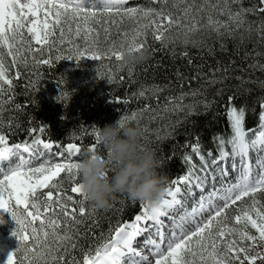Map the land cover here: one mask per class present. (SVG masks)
Wrapping results in <instances>:
<instances>
[{"label": "snow or ice", "instance_id": "1", "mask_svg": "<svg viewBox=\"0 0 264 264\" xmlns=\"http://www.w3.org/2000/svg\"><path fill=\"white\" fill-rule=\"evenodd\" d=\"M150 3L158 7H127L128 0H0V224L5 223L2 214L8 213L16 225L11 235L18 241L4 264H264V200L260 198V194H264V157H259V153L264 152V100L259 104V131H255L254 138L250 139L249 133L254 130L245 129L246 108L234 106L231 103L234 97L229 96L226 114L232 135L227 140L223 136L214 138L218 142L219 155L213 158L211 152L207 154L213 171L209 172L208 160L201 153L197 138L191 150L199 157L202 175L197 174L192 155L186 154L183 159L188 165L187 173L170 182L163 198L154 205L141 201L140 214L131 222L110 229L107 240L95 249L83 251L82 260L74 254L83 247L79 244V226L85 223V218L93 217L97 209L94 204L88 205V197L80 183L76 157L81 153L82 145L71 141L54 144L40 136H35L31 142L11 144L3 131L6 106L14 104L16 111L23 107L15 104L14 93V81L22 75L20 67L30 71L44 65L52 66L51 53L54 50L60 52L61 45H67L64 51L68 55H58L56 61L68 59L79 63L83 58L93 61L115 58L116 67L122 72L128 65L123 62L124 50L133 53L148 50L149 30L153 39L160 42L161 50L177 43L185 48L196 47L197 41L192 37L204 30L218 37L226 33L232 36L246 24L249 33L255 26L260 39L264 40V18L258 25L247 20L249 13L264 14V0H258L250 8L241 6L235 10L233 5H242L243 0H150ZM225 16L226 20L220 18ZM117 18L121 23L125 18L135 20L136 27L130 32H121ZM96 25L103 27V43ZM110 26H116L119 43L116 40L109 43ZM81 40L82 45L77 42ZM221 47H224L223 43ZM172 54L175 55V49ZM182 55L187 56V52ZM6 58H11V64ZM108 67L111 70V66ZM11 69L16 70L14 75ZM132 71L129 68V76ZM42 79L41 76L29 83L38 91ZM115 79V73L107 77L109 82H115ZM56 83L60 92L55 99L66 106L71 93L64 90L62 79ZM209 83H223V79H216L213 73ZM163 90L160 85H153L151 89L142 88L133 95L148 99L151 92L158 99ZM202 95L200 89L181 91L179 97L166 98L164 111L198 115V104H203L207 110L214 101L205 99L189 105L182 101L188 96ZM148 111L155 110L146 105L139 113L121 117L119 126L123 128L125 120H134L138 114L142 117ZM150 119L154 120L156 116ZM13 120L14 117L7 121L9 129ZM180 122L177 120L176 125ZM176 125L171 128L166 125L163 135L158 129L157 139L172 138ZM37 131L43 134L45 127L29 129L30 134ZM86 135L93 138L89 151L95 154L102 145L99 129L93 126ZM72 139L79 141L81 137L73 136ZM229 145L230 152L226 150ZM54 148L62 149L56 153L59 162L41 159L45 152L51 155ZM252 153L257 154L255 165ZM110 156L107 150L108 167L104 176L115 171ZM14 158L17 159L15 164L12 163ZM229 159L232 171L237 173L234 183L227 167L221 166V162L226 163ZM34 160L39 163L34 165ZM210 176L213 190L206 196L202 194L189 210L182 199L181 186L187 185L189 192L197 188L203 193ZM217 178L223 181L219 188L215 187ZM233 208L235 214L229 217L228 211ZM187 224L193 227L188 229ZM250 228L255 229V233ZM141 237L145 239L139 247L146 249L149 255L138 250L137 241Z\"/></svg>", "mask_w": 264, "mask_h": 264}, {"label": "trees", "instance_id": "2", "mask_svg": "<svg viewBox=\"0 0 264 264\" xmlns=\"http://www.w3.org/2000/svg\"><path fill=\"white\" fill-rule=\"evenodd\" d=\"M257 2L258 0H243L242 5H233V9L241 6L250 8ZM127 7L148 8L158 5L151 4L150 0H128ZM220 18L227 19L226 16ZM262 18L264 14L260 13L247 15V20L255 22V25H258ZM117 23L121 32H130L136 27V21L128 18L122 23L117 18ZM96 27L103 43L105 40L103 27L100 25ZM247 27L246 24L232 36L226 33L223 37L204 30L192 37L197 41L196 47L189 45L185 48L177 43L170 44L163 50L160 42L153 39L149 30L147 36L149 58L140 64H128L122 72L117 69L115 58L111 61L80 60L79 63L68 59L56 61V56L68 55L64 51L67 45H61L60 52L54 50L51 53L52 66L44 65L30 71L23 66L20 67L22 75L14 81V93L15 104L23 107L16 111L14 104L6 106L8 111L4 112L3 131L9 136L11 144L31 142L35 136L51 140L54 144L78 142L82 145V151L76 160L81 162L91 153L89 148L93 138L86 133H90L93 126L102 128L121 117H130L133 112L139 113L140 109L150 105L155 111L145 112L142 117L138 114L134 120H125L124 127L133 125L140 129L142 146L154 150L161 161L157 172L166 177V188L173 179L187 173L188 165L183 159L186 154L192 155V162L200 165L199 157L191 150V145L197 142V138L201 145V153L208 160L209 166L211 159L207 154L211 152L213 158L219 155L218 142L214 138L223 136L227 140L232 135L226 114L229 96L234 97L231 101L234 106L246 108L245 129L254 130L250 132L251 135L259 130L258 115L261 111L259 104L264 100V40L260 39L255 26L251 33L247 31ZM119 39L116 26H110L109 43L111 40L119 43ZM201 41L203 43H200ZM77 42L83 44L82 40ZM173 49L175 55L172 54ZM185 51L187 56L182 55ZM47 55L45 51V58ZM6 60L11 64V58ZM31 63L30 59L29 64ZM93 65L100 68L94 69L96 72L92 71L90 74L87 69ZM108 65L111 66V70ZM129 68L133 69L131 76ZM15 71L11 69V74L14 75ZM30 72L37 74L31 75ZM113 73L116 75L115 82H109L107 77ZM213 73L216 79H223V83H209ZM41 76L43 79L37 91L29 82L39 80ZM59 78L64 81V90L71 93L66 106L55 99L60 92L56 83ZM153 85L164 88L158 94V99L153 97L151 92L148 93V99L133 95L142 88L151 89ZM165 85L168 87H164ZM193 89H200L204 95L185 97L182 103L189 105L205 99L214 101L210 109L205 110L203 104H198L196 111L199 114L191 116H186V111L178 115L170 110L164 111V105L168 102L167 97H179L181 91L188 92ZM125 100L128 103H124ZM152 116H156V119L151 120ZM12 117L14 120L9 129L7 121ZM177 120L181 121L178 125ZM42 125L45 127L43 134L38 131L30 134L29 129L38 130ZM166 125L169 128L176 125L174 136L158 140L156 131L160 129L163 135ZM73 136L81 137V140L76 141L72 139ZM226 150L230 152L231 146H227ZM96 153L107 157V147L102 143ZM65 187L69 185L65 184ZM260 198L264 200V194H260ZM91 204L88 202L89 206ZM141 210V201L131 200L125 193L114 194L108 207L97 208L95 215L85 218V223L79 226L81 233L79 244L83 247L77 249L74 254L82 260L83 251L95 249L109 238L110 229L114 230L118 224L131 221Z\"/></svg>", "mask_w": 264, "mask_h": 264}, {"label": "clouds", "instance_id": "3", "mask_svg": "<svg viewBox=\"0 0 264 264\" xmlns=\"http://www.w3.org/2000/svg\"><path fill=\"white\" fill-rule=\"evenodd\" d=\"M149 55L147 50L135 53L124 50L123 62L140 64ZM97 128L100 140L111 153L115 171L110 176L102 175L108 167V158L98 153H90L79 162L80 183L89 202L104 209L114 194L125 193L131 200L157 204L164 196L166 177L157 172L161 161L155 151L142 146L140 129L133 125L121 128L119 120Z\"/></svg>", "mask_w": 264, "mask_h": 264}, {"label": "rangeland", "instance_id": "4", "mask_svg": "<svg viewBox=\"0 0 264 264\" xmlns=\"http://www.w3.org/2000/svg\"><path fill=\"white\" fill-rule=\"evenodd\" d=\"M127 47V45H126ZM82 61L85 62V60H89L87 58H83L81 59ZM89 68L87 69V71L92 74V71L95 73L96 70L94 69H98L99 70V66L96 65H93V66H88ZM247 131V130H246ZM256 131H259V130H256ZM255 134V132H254ZM249 138H254V135H251L249 133ZM58 151H62V149H59V150H56L55 148L53 149V153L51 155H49V153L45 152L44 156L41 158V159H52L53 162H59V157L56 155V153ZM25 156L27 157V154H25ZM259 157H264V152H260L259 153ZM256 159H257V154L256 153H252V163L253 165H255V162H256ZM13 164H15L17 162V159H13ZM39 163V160H34V165L35 164H38ZM221 166L222 167H230L231 168V171H232V161L231 159H229L226 163L225 162H221ZM201 168V164L199 165V167H197V174H201L199 172V169ZM213 171V168L210 167L209 168V172H212ZM256 171L258 172V169H256ZM217 181V180H216ZM215 181V187L216 188H219L221 184H217ZM234 183V182H232ZM182 189H183V195H182V199L185 201L186 203V206L188 207L189 210H191V207L193 206V204H195L197 201H199L200 199V196L203 194V195H207L210 191L213 190V182L211 180V176L209 177V182L208 184L205 186L204 190H203V193L201 192L200 189H197V188H193L191 192H189V188L187 185H182L181 186ZM250 203V201H249ZM238 205H239V202H238ZM235 214V209H230L228 211V215L229 217H232L233 215ZM3 216V219L5 220V223L4 224H0V264H4V261L6 260V257H7V254L11 251H13L16 247H17V244H18V241L17 239L11 235V232L15 229L16 225H15V222L11 219V216L4 212L2 214ZM165 223H167V220H165ZM231 223H235L234 220L231 221ZM169 227H171V225H169ZM186 228L188 229H191L193 227V225L191 224H187L185 225ZM250 231L252 233H255V229H251L250 228ZM169 235H171V233L169 232L168 233ZM145 237H141L138 241H137V247L138 249H140V251L145 254V255H149V252L144 249V248H141L139 247L140 244L143 243ZM158 239V238H157Z\"/></svg>", "mask_w": 264, "mask_h": 264}]
</instances>
